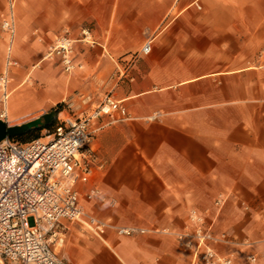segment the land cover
<instances>
[{
	"label": "crops",
	"instance_id": "obj_1",
	"mask_svg": "<svg viewBox=\"0 0 264 264\" xmlns=\"http://www.w3.org/2000/svg\"><path fill=\"white\" fill-rule=\"evenodd\" d=\"M61 36L72 74L48 57ZM263 51L264 0H0V75L15 63L7 127L107 96L130 117L92 127L104 168L77 188L101 192L81 207L106 228L65 222L63 259L193 264L202 229L219 255L264 264Z\"/></svg>",
	"mask_w": 264,
	"mask_h": 264
},
{
	"label": "built area",
	"instance_id": "obj_2",
	"mask_svg": "<svg viewBox=\"0 0 264 264\" xmlns=\"http://www.w3.org/2000/svg\"><path fill=\"white\" fill-rule=\"evenodd\" d=\"M3 26L14 35L13 20ZM151 49L147 43L142 53L148 55ZM48 57L58 58L66 73L76 69L73 40L68 36L57 39ZM14 65L9 60L0 75L3 123L8 121L10 68ZM61 115L62 111L52 131L31 142L19 143L7 138L0 143V264H69L51 248L55 242H64L65 222L83 223L96 236L105 232L106 225L89 217L81 207L82 198H101V192L93 189L82 194L77 186L87 184L96 168H104L91 144L93 125L104 117L114 122L130 117L122 103L111 96L105 97L91 113L76 119ZM119 232L132 235L135 230ZM186 236L180 235L179 241L186 249L193 250L184 241ZM194 236L201 246H207L202 252L195 250L193 264H235L232 258L219 255L209 246L220 243V238L202 229ZM250 262L255 264L257 257H251Z\"/></svg>",
	"mask_w": 264,
	"mask_h": 264
},
{
	"label": "rangeland",
	"instance_id": "obj_3",
	"mask_svg": "<svg viewBox=\"0 0 264 264\" xmlns=\"http://www.w3.org/2000/svg\"><path fill=\"white\" fill-rule=\"evenodd\" d=\"M66 73V72H65ZM67 74H72V73H67ZM29 82V81H28ZM31 82H29L28 85H30ZM83 107H80L77 105V103L74 101V100H70V101H67L65 103L62 104L61 106V111L64 112V114L62 115V118L64 117H73V118H77L79 116H81L82 114H88V113H91L97 106L98 104H94L92 101H89V102H86V103H83L82 104ZM59 106H55L54 108H52L49 112H47V114H50L52 112H55L56 113V109L58 108ZM56 120L55 123H57L58 119L57 117L54 119V121ZM53 121V122H54ZM53 124V123H52ZM55 126V125H54ZM54 126L50 129H44L41 133H40V137L43 136V135H46L48 131H52ZM42 128L45 127V122L44 120L42 119ZM16 142H19V143H24L25 141L24 140H17ZM64 239V242L62 244H59L57 242L53 243L51 245V248L53 250H55V253L58 255L59 258L63 259L61 257V253L63 251V249L65 248V241H66V238L63 237ZM64 261H66L65 259H63ZM67 262V261H66Z\"/></svg>",
	"mask_w": 264,
	"mask_h": 264
},
{
	"label": "water",
	"instance_id": "obj_4",
	"mask_svg": "<svg viewBox=\"0 0 264 264\" xmlns=\"http://www.w3.org/2000/svg\"><path fill=\"white\" fill-rule=\"evenodd\" d=\"M57 117V113L52 112L44 115L42 118L27 123L22 126L7 127L3 122L0 121V143L7 138H16L26 134L27 132L35 129H39L42 126V119L45 125H51L54 119Z\"/></svg>",
	"mask_w": 264,
	"mask_h": 264
},
{
	"label": "trees",
	"instance_id": "obj_5",
	"mask_svg": "<svg viewBox=\"0 0 264 264\" xmlns=\"http://www.w3.org/2000/svg\"><path fill=\"white\" fill-rule=\"evenodd\" d=\"M59 107L56 109V113L57 115L61 112V106L62 104L58 105ZM56 120L53 122V124L51 125H45L44 128L40 127L39 129H35V130H31L29 132H27L26 134L16 137V138H11V140L13 141H17V140H24V143H28L31 142L37 138L40 137V133L44 130V129H50L55 125Z\"/></svg>",
	"mask_w": 264,
	"mask_h": 264
}]
</instances>
